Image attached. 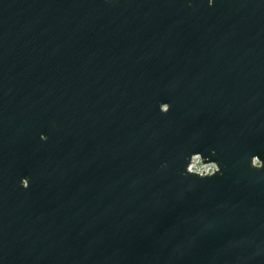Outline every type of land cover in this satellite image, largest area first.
I'll list each match as a JSON object with an SVG mask.
<instances>
[{
	"label": "water",
	"instance_id": "obj_1",
	"mask_svg": "<svg viewBox=\"0 0 264 264\" xmlns=\"http://www.w3.org/2000/svg\"><path fill=\"white\" fill-rule=\"evenodd\" d=\"M0 264H264V0H0Z\"/></svg>",
	"mask_w": 264,
	"mask_h": 264
},
{
	"label": "built area",
	"instance_id": "obj_2",
	"mask_svg": "<svg viewBox=\"0 0 264 264\" xmlns=\"http://www.w3.org/2000/svg\"><path fill=\"white\" fill-rule=\"evenodd\" d=\"M212 163L216 166V164L214 162H207V163H203L201 158L199 157V155H194L191 159V162L188 165V169L191 171H196L199 173H205L203 171L204 168H207L208 164ZM199 165V166H198ZM217 167H215L214 171L216 170Z\"/></svg>",
	"mask_w": 264,
	"mask_h": 264
},
{
	"label": "clouds",
	"instance_id": "obj_3",
	"mask_svg": "<svg viewBox=\"0 0 264 264\" xmlns=\"http://www.w3.org/2000/svg\"><path fill=\"white\" fill-rule=\"evenodd\" d=\"M208 3L211 5L212 3V0H208ZM199 166V165H198ZM215 165L212 164V163H209L207 168H204L203 171L207 174L205 177H208V176H212L215 174L214 172V169H215ZM203 178V177H202Z\"/></svg>",
	"mask_w": 264,
	"mask_h": 264
}]
</instances>
